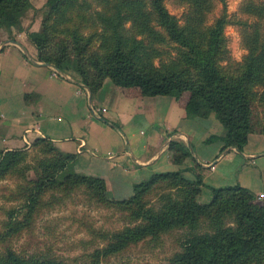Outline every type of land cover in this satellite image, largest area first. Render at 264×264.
I'll list each match as a JSON object with an SVG mask.
<instances>
[{
  "label": "trees",
  "instance_id": "trees-1",
  "mask_svg": "<svg viewBox=\"0 0 264 264\" xmlns=\"http://www.w3.org/2000/svg\"><path fill=\"white\" fill-rule=\"evenodd\" d=\"M173 1L186 6L183 22L165 0H47L40 31L28 36L40 61L74 70L93 95L106 79L144 96L186 93L187 116L214 113L226 130L222 149L241 151L251 134L264 135V0H243L236 19H228L226 9L214 15L225 0ZM30 6L31 0H0V32L15 39L23 31L20 12ZM228 24L240 28L248 51L240 62L230 55ZM169 151L176 164L192 154L179 140ZM77 161L47 137L0 151V182L16 179L11 201L18 203L0 230V264H79L14 245L44 211L77 194L126 222L113 231L90 228L105 244L85 264H113V257L143 242L161 243L178 229H187L182 249L167 264H264V204L248 188L213 187L211 201L201 203L200 176L168 171L135 184L130 197L114 199L105 179L80 173Z\"/></svg>",
  "mask_w": 264,
  "mask_h": 264
},
{
  "label": "crops",
  "instance_id": "crops-1",
  "mask_svg": "<svg viewBox=\"0 0 264 264\" xmlns=\"http://www.w3.org/2000/svg\"><path fill=\"white\" fill-rule=\"evenodd\" d=\"M188 98L144 96L110 79L93 95L77 73L40 61L25 31L0 36V151L47 137L77 155L80 173L104 178L114 199L130 197L155 173L177 170L202 178L201 203L211 201L213 187L241 185L264 204V135L251 134L241 151L223 150L222 123L214 113L188 117ZM172 140L192 150L183 164L173 160Z\"/></svg>",
  "mask_w": 264,
  "mask_h": 264
},
{
  "label": "rangeland",
  "instance_id": "rangeland-1",
  "mask_svg": "<svg viewBox=\"0 0 264 264\" xmlns=\"http://www.w3.org/2000/svg\"><path fill=\"white\" fill-rule=\"evenodd\" d=\"M242 1L225 0V4L219 2L214 15L219 16L226 9L227 18L236 19L240 15L239 6ZM46 3L47 0H31V6L20 12L21 25L27 36L35 29L40 31L48 9ZM165 3L169 11L183 22L187 12L186 6L175 3L173 0H165ZM126 26H130V22ZM225 34L232 59L238 62L242 61L248 51L242 42L240 28L228 24L225 27ZM3 35L9 37V34L4 30L0 32V36ZM16 185L15 178L0 182V230L3 229L4 222L9 219L8 211L18 205L16 201H11ZM155 200L153 199V202H156ZM125 224L120 213L98 207L96 203L87 201L83 196L77 194L66 204L44 211L31 231L24 232L21 237L16 238L14 245L18 248L32 246L42 252L49 251L69 261L85 264L93 250L103 247L105 244L99 239L92 238L90 228L113 231L122 228ZM186 233L187 229H178L171 234L164 235L161 243H140L122 255L113 257L111 261L113 264H167L168 259L182 249L181 241Z\"/></svg>",
  "mask_w": 264,
  "mask_h": 264
},
{
  "label": "built area",
  "instance_id": "built-area-1",
  "mask_svg": "<svg viewBox=\"0 0 264 264\" xmlns=\"http://www.w3.org/2000/svg\"><path fill=\"white\" fill-rule=\"evenodd\" d=\"M263 197V195H260L259 197H258V199H260V198H262Z\"/></svg>",
  "mask_w": 264,
  "mask_h": 264
},
{
  "label": "water",
  "instance_id": "water-1",
  "mask_svg": "<svg viewBox=\"0 0 264 264\" xmlns=\"http://www.w3.org/2000/svg\"><path fill=\"white\" fill-rule=\"evenodd\" d=\"M49 64V63H48Z\"/></svg>",
  "mask_w": 264,
  "mask_h": 264
}]
</instances>
